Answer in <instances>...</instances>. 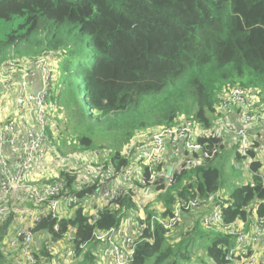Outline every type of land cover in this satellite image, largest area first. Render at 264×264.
Returning a JSON list of instances; mask_svg holds the SVG:
<instances>
[{
	"label": "trees",
	"instance_id": "16d2710c",
	"mask_svg": "<svg viewBox=\"0 0 264 264\" xmlns=\"http://www.w3.org/2000/svg\"><path fill=\"white\" fill-rule=\"evenodd\" d=\"M41 56L51 61V94L45 109L53 124L49 130L61 136L57 143L51 134L52 143L61 153L107 147L118 167L127 163L120 156L121 147L134 131L171 127L185 119L207 130L221 115L216 111L218 94L230 87H249L264 98V0H0V69L9 60ZM54 103L70 114L74 133L67 132L59 108L52 115ZM181 115L185 118L177 119ZM253 133L257 139L264 137L259 128ZM103 139H109L107 146L97 144ZM198 141L209 149L216 147L217 153L199 165L179 166L171 181L161 178L147 184L159 204L158 210H147V220L168 216L177 200L218 192L220 170L211 162L224 138L203 135ZM257 144L254 140L253 147ZM243 157L237 150L236 158ZM174 160L169 152L166 161ZM251 170L264 177L262 164L253 162ZM61 175L67 194L83 196L94 189L75 191L74 174ZM251 175V182L236 187L220 204L224 222L245 220L251 205L257 215L264 214V184L260 175ZM144 186L137 183L117 196L113 208H102L93 224L77 208L74 217L58 221L59 230L47 215L32 231L60 239L72 228V246L76 255L83 253L82 264H97L93 231L119 227L135 209L137 188ZM15 221L12 212L0 220V264L10 261L3 241ZM170 233L155 221L153 231L147 232L151 242L143 239L128 264L191 259L189 241L183 239L176 246L168 240ZM199 237L210 239L202 245L212 264H229L224 255L233 244L232 236L208 226ZM82 245H88L86 250Z\"/></svg>",
	"mask_w": 264,
	"mask_h": 264
},
{
	"label": "built area",
	"instance_id": "2783aa9c",
	"mask_svg": "<svg viewBox=\"0 0 264 264\" xmlns=\"http://www.w3.org/2000/svg\"><path fill=\"white\" fill-rule=\"evenodd\" d=\"M32 76L39 77L37 90L30 89L28 78ZM50 82L51 69L46 56L34 60H9L0 69V220L11 212L16 215V221L11 224L3 241L4 251L13 264H72L76 256L72 246V228L62 236L70 246L63 250L58 245L59 239L42 232L48 235L44 254L43 247L34 242L32 228L36 223L49 215L56 220L54 230H59L58 221L62 218L60 201L65 200L66 207L82 208L88 222L93 224L99 211L104 207L113 208V200L127 192L128 187H135L133 184H142L145 188L157 179L171 181V174L179 166L190 168L215 155L216 147L209 149L198 141V137L203 135L218 139L226 136L236 138L240 144L239 151L244 156L241 165L250 173L260 175L264 184V177L251 170L253 162L262 164L264 169V137L257 139L253 133L254 127L261 132L264 130V98L261 99L249 87H230L218 94L216 111L224 118H216L214 127L197 134L194 123L185 119L178 125L159 128L137 142L126 143L120 156L127 163L116 167L109 151L104 148L61 153L52 143L51 134L55 133L49 130L45 110ZM14 87L15 111L24 114L18 121L10 116L2 117L5 111L3 101ZM31 108L34 109L33 117L27 115ZM254 140L258 144L253 147ZM249 150L253 153L250 154ZM169 152L175 157L172 162L166 161ZM178 159L182 160L179 166ZM167 164L172 166L170 175L166 171ZM61 171L74 174L73 190L94 189L83 196L67 194ZM45 172L49 174L47 180L43 178ZM133 202L136 215L130 214L117 228L93 231L96 244L93 255L97 256V264H101V254L107 259L103 264H128L143 239L151 242L152 237L147 232L153 231L155 221L173 230L183 216L202 208L207 210L202 218L204 224L220 225L222 232L234 238L224 255L229 264H264V214H255L246 226L244 223L248 217L226 223L220 205L222 200L213 193L206 197L177 200L171 214L166 217L152 215L147 220L145 208L149 202L145 196L136 195Z\"/></svg>",
	"mask_w": 264,
	"mask_h": 264
},
{
	"label": "rangeland",
	"instance_id": "374dc122",
	"mask_svg": "<svg viewBox=\"0 0 264 264\" xmlns=\"http://www.w3.org/2000/svg\"><path fill=\"white\" fill-rule=\"evenodd\" d=\"M50 63H51V61L49 59V65H50ZM50 69H51V66H50ZM51 85H52V83H51ZM79 85H80V83H79ZM50 94H51V92H50ZM15 95H16V88L15 87L12 91H10L8 94H6V97L3 101V108L5 109V111L3 112L2 117L5 118L7 116H10L13 120L18 121V119L21 116H24V114L20 115V114H17L15 111V109H16ZM81 100H82L83 106H85L84 104H86V103H85L84 98L81 97ZM6 103H8V104H6ZM56 108H59L60 116L64 118L63 122L65 123V120L67 121V124H68V131L67 132L74 133L75 128L73 127L74 126L73 122L70 119V114L67 111H64L62 105H55V103H54L53 111H51L52 115H55L56 113H58ZM27 115L29 117H33L34 109L31 108V110L27 112ZM219 117L224 118V116H222V115H220ZM184 118H185V116L181 115L177 119L183 120ZM59 121H60V123H59V125H60L62 123V121H61V119H59ZM213 125H214V123L212 124V126ZM52 127H53V124H50L49 128H52ZM194 128L196 129L197 134L199 131L202 133H204L206 131L198 123H195ZM256 128H258V127H254V129H256ZM157 129H159V127H156V128L144 127L138 131H134L132 136L128 140V142H131V141L137 142V141L145 138L147 135H149L150 133L154 132ZM55 132H56V135L53 134V138L57 143H60L61 142L60 133H58V136H57V131H54V133ZM68 141H70V140H67L65 144H67ZM96 142L98 145L107 146L109 143V139L98 140ZM128 142H125L123 144V146L121 147V149H123L124 145ZM239 147H240V144L237 142L236 138L228 137L226 139L225 143L223 144V147L219 150L217 157L214 158L211 162L212 166L217 167L220 170V187H219L218 192H216V193L221 198L222 203H226V200H228L231 192L236 187L252 181L251 173L241 165V160L239 161L236 158V152H237V150H239ZM100 148L101 149L104 148L107 151H109L110 158H111L112 155H111L109 148L97 147L96 149H100ZM87 151H89V150H87ZM67 152L82 153V152H86V151H83L81 149H77V150H68ZM181 164H182V160L178 159V166ZM43 178H44V180H47L49 178V174L47 172H45L43 174ZM133 186H135V184H133ZM129 188L130 187L127 188V191ZM131 188H134V187H131ZM136 195H140V196L144 195L146 200H148L149 203L145 209V212H147V210H149V211L152 210V208L157 209L156 206L159 204L155 200V193L152 190V186L151 187L147 186L145 188L144 187H142V188L138 187ZM75 210H76V207H66L65 200L60 201V215L62 217H66V218L74 217ZM202 210L203 209H197V210H194V211L190 212L189 214L183 216L182 219L180 220L179 224L173 230H171V233L168 236V240L171 243H174V244L176 243L175 244L176 246H177V244L182 243L183 239H186L189 241L188 244H189L191 252L189 253V251H188V256H190L191 259H183L181 257V259L178 260V264H212L211 259L207 255H205V252L203 249V245L205 246L206 244H209L210 239H202L199 237L200 233H204L206 231V228H208V226L206 224H204L203 220H202L203 215L207 212V210L206 209H204L203 211ZM250 210H252V211H250ZM247 211H248L249 215H248V220L244 223L245 226L248 224V222L256 214L255 213V205L254 206H252V205L248 206ZM130 214L132 216L136 215L135 209H132ZM213 228L218 229L221 232L223 231V228L220 225H217V227H213ZM207 231H208V229H207ZM33 235H34L35 244L39 245L41 247H44L45 242L48 241V235L45 236L44 234H42V232L37 233V234L34 233ZM51 244L54 245L55 242L52 241ZM58 245L60 246V248L62 250L68 249L70 247L69 242L64 237H61L59 239ZM87 246L88 245H86L83 250H86ZM82 257H83V253L81 255H76L72 264H82L83 263ZM99 257L100 256H98V258ZM106 260L107 259H106L105 255L101 254V258H100L101 264H103V262L105 263Z\"/></svg>",
	"mask_w": 264,
	"mask_h": 264
},
{
	"label": "crops",
	"instance_id": "0c3cea01",
	"mask_svg": "<svg viewBox=\"0 0 264 264\" xmlns=\"http://www.w3.org/2000/svg\"><path fill=\"white\" fill-rule=\"evenodd\" d=\"M29 81H30V89L31 90H37L39 87H40V80H39V77L38 76H32V77H29L28 78ZM58 114V113H57ZM55 116V115H54ZM63 120V118L61 119V121ZM56 121V120H55ZM54 121V123H55ZM57 122V121H56ZM60 123V121H59ZM230 137V136H228ZM226 138V137H225ZM226 139H224L223 143H225ZM203 209V208H202ZM204 210V209H203ZM202 210V211H203ZM10 261H8L7 264H13V260L12 259H9Z\"/></svg>",
	"mask_w": 264,
	"mask_h": 264
},
{
	"label": "water",
	"instance_id": "95a60500",
	"mask_svg": "<svg viewBox=\"0 0 264 264\" xmlns=\"http://www.w3.org/2000/svg\"><path fill=\"white\" fill-rule=\"evenodd\" d=\"M166 171H167L168 175H170L172 173V166L170 164L166 165Z\"/></svg>",
	"mask_w": 264,
	"mask_h": 264
},
{
	"label": "bare ground",
	"instance_id": "6f19581e",
	"mask_svg": "<svg viewBox=\"0 0 264 264\" xmlns=\"http://www.w3.org/2000/svg\"><path fill=\"white\" fill-rule=\"evenodd\" d=\"M223 90H225V89H223ZM223 90H222V91H223Z\"/></svg>",
	"mask_w": 264,
	"mask_h": 264
}]
</instances>
